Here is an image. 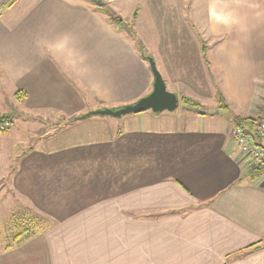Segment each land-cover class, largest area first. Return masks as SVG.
I'll return each mask as SVG.
<instances>
[{
	"label": "crops",
	"instance_id": "0c3cea01",
	"mask_svg": "<svg viewBox=\"0 0 264 264\" xmlns=\"http://www.w3.org/2000/svg\"><path fill=\"white\" fill-rule=\"evenodd\" d=\"M171 1H164L169 6L163 10H186L188 0ZM202 8L204 16L200 0H190L193 19L186 13L187 26L154 21L139 36L158 67L162 60L166 84L177 86L171 90L186 95L183 84L211 80L225 97L223 106L213 87L215 111L185 106L182 114L143 112L127 119L134 130L124 146L151 153L147 166L132 174L133 182L76 209L64 193V205L42 232L30 237L23 230L16 245L4 249L0 239V264H264V170L251 174L254 159L231 135L235 117L260 118L264 106V0H203ZM129 12L137 25L140 11ZM115 26L81 0H0L3 84L30 94L34 79L47 72L48 80L64 81L63 90L69 77L104 87L106 97L117 102L103 106L134 102L152 90L153 74L135 43ZM153 42L160 46V59ZM52 109L73 113L67 107ZM11 157L0 142V179L14 175L6 172ZM35 157H13L21 163L20 180L29 181L38 170L28 166ZM7 210L0 203V227L9 221L25 225Z\"/></svg>",
	"mask_w": 264,
	"mask_h": 264
},
{
	"label": "rangeland",
	"instance_id": "374dc122",
	"mask_svg": "<svg viewBox=\"0 0 264 264\" xmlns=\"http://www.w3.org/2000/svg\"><path fill=\"white\" fill-rule=\"evenodd\" d=\"M81 1L98 11L107 20H109L108 13L103 11L102 8L104 7H108L112 13L121 14L130 25L132 23L138 42L130 36V32L127 29H120L119 31L130 38V42L133 45L135 43L139 51L138 45H141L146 56L152 55L147 52L148 49L140 36L145 29L151 30L153 28L155 25L154 21L163 22L166 20L171 23H169V26L182 27L185 24L187 15L190 20L193 19V12L190 10L188 13L190 0L187 1L186 10H182L180 13L179 11L177 13L176 11L174 12L169 7H167V10H163V6H169V3H166L172 2L171 0H167L166 3L163 0L161 4L159 2L152 3L149 0H124L125 4H123V0H112V2L108 0ZM202 1L200 0L201 9L199 10L201 15L204 13ZM154 6L156 8L152 9ZM130 8L140 11L138 14L140 19L139 23L137 21V25L132 18L134 15L129 12ZM138 15L136 14L137 17ZM180 16H183L184 19L181 20ZM201 18L203 19V17ZM193 23L195 24L194 21ZM185 26L187 25L185 24ZM195 28L196 30L199 29V25L195 24ZM178 37H182L181 34H178ZM204 46L206 45L202 46V50ZM157 48L160 49V46L153 42L152 51L156 52ZM178 48L180 47L177 46L176 51ZM178 51L180 52V49ZM160 53L166 56V52L160 51ZM203 53L207 70L209 74L213 75L212 69L205 59L207 53L205 54L204 50ZM155 55L157 59L161 58L160 55L158 56V52ZM146 61L149 64L148 60ZM158 62L160 67L162 60L160 59ZM176 69L174 67L175 71ZM214 75L213 78L217 82V76L216 74ZM2 76L0 74V92L4 95L3 97L0 96V119L2 115L5 117L0 120V129H4L0 133V137H2L0 142L8 148V154L12 156L7 163L6 172H8L7 174L14 172V175L6 179H0V192L6 186H9V193L4 196L0 195V203L3 207L4 205L8 207L7 214L9 217L26 220L25 225H18V223L14 225L15 222L11 225L12 221H9L10 226L0 227V232L2 231L4 234L3 238L0 237V239H3L1 246L4 249L16 245L19 239L16 234H21L23 230H29L27 234L31 237L36 232H42L47 224L53 222L56 217L54 215L58 214L55 213L56 209L64 205L62 200L64 193L66 203L70 199L69 203H71L72 209H76L81 204L87 203L95 197L107 194L112 187H117L118 185L121 187L130 181L133 182L131 180L133 178L132 174L134 172L137 174L139 170H143L147 166L151 153L144 155L146 153H143L142 147L135 149L124 146L128 142V132L134 130L133 126L125 121L137 116V114L153 111L146 110L120 117L107 114H93L81 117L92 110L111 107L103 106L102 103L104 101H117L106 97L108 93L105 92L104 87L95 83L78 82L74 77H69L71 82L65 83L66 87L63 90L64 81H56L54 77L51 78L52 80H48L47 72L42 73L41 79L38 80L37 77L34 79V84H37L30 91V94L25 93L21 97L18 94L16 95L17 87L13 84L8 87L3 84ZM68 84H70L69 87H67ZM200 84L196 82L183 84V91L187 93V96L198 101L201 104V109L215 111L217 103L211 93L214 92L215 88L213 87H216V92L218 93L220 90L218 84H214L211 80L207 84L201 81ZM207 86L210 87V90H206ZM172 87L177 88L176 84L170 83L167 85L170 91H173L171 90ZM20 89L23 91V88ZM60 90L61 92H59ZM175 93L179 97L182 96L178 92ZM203 93L204 96H200ZM196 94H200L198 99L192 96ZM128 103H131V101ZM38 106H47V108L41 110L42 108ZM52 106L58 108L67 107L73 113L69 114L66 110L63 112L59 109L49 110ZM119 106H122V104H115L113 107ZM185 110V105L180 100L176 111H165V114H176L177 112L182 114ZM44 111L49 112L42 113ZM179 120L182 123V119ZM113 138H117V145L116 141L115 143H113L114 141L112 142ZM130 149H132L131 152ZM21 155L36 156L35 162L32 165H28L33 169H38L35 170L34 176L28 175L29 181L31 183L33 181L31 185H29V181L18 178L20 174H17V172L21 167L18 159L12 162L13 157ZM29 220L33 221L30 222ZM36 225L39 226L37 227Z\"/></svg>",
	"mask_w": 264,
	"mask_h": 264
},
{
	"label": "water",
	"instance_id": "95a60500",
	"mask_svg": "<svg viewBox=\"0 0 264 264\" xmlns=\"http://www.w3.org/2000/svg\"><path fill=\"white\" fill-rule=\"evenodd\" d=\"M148 62L153 74V87L148 94L141 96L134 102L124 104L119 107H103L92 110L81 117H87L93 114H107L120 117L122 115L139 113L146 110H152L156 113L163 111H175L180 102L178 94L167 88L166 81L152 56H148Z\"/></svg>",
	"mask_w": 264,
	"mask_h": 264
},
{
	"label": "trees",
	"instance_id": "16d2710c",
	"mask_svg": "<svg viewBox=\"0 0 264 264\" xmlns=\"http://www.w3.org/2000/svg\"><path fill=\"white\" fill-rule=\"evenodd\" d=\"M102 9H103V11L108 13V19L111 22L115 23V25L119 29H127L128 32H130V36H132L134 38V40L138 42L137 35L135 33V30H134L135 28H134V26L132 27V23L130 25L119 14L112 13L111 11H109L108 7H104ZM138 47L140 49L141 56L144 57L145 59H148V56H146L142 46L138 45ZM203 50H204V52L206 54L207 53L206 52L207 51V47L204 46ZM205 59H206L207 64L209 65V67H211V62H210L208 56H205ZM218 92H219V102H221V105L223 106V102H225V100H224L225 97H224L223 93L220 90ZM25 93L26 92H24L22 90H19V91L16 92V94H20V95L21 94L24 95ZM180 100L184 103L185 106L197 107L198 109L201 108V104L198 101L194 100L192 97H189L187 95H182L180 97ZM228 106H229V104H227V107ZM3 117H5V116L2 115V117H1L2 120L4 119ZM233 121H234V125L241 126L246 131L252 133L257 138L258 141H259V138H262L259 135L260 118L253 117V116H237V117L234 118ZM3 131H4V129H0V133L3 132ZM263 170H264V165L255 166L253 168V170H251V174H256L258 172H263ZM18 236H19V234H17V237Z\"/></svg>",
	"mask_w": 264,
	"mask_h": 264
},
{
	"label": "built area",
	"instance_id": "2783aa9c",
	"mask_svg": "<svg viewBox=\"0 0 264 264\" xmlns=\"http://www.w3.org/2000/svg\"><path fill=\"white\" fill-rule=\"evenodd\" d=\"M231 135L242 152L252 156L254 166L264 165V143L258 141L252 133L238 125L232 127ZM259 135L264 138V106L260 116Z\"/></svg>",
	"mask_w": 264,
	"mask_h": 264
}]
</instances>
